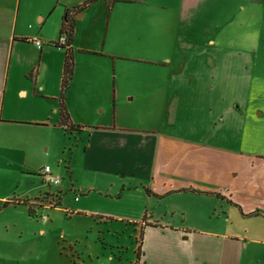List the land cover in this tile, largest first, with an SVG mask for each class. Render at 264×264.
Instances as JSON below:
<instances>
[{"label": "crops", "instance_id": "0c3cea01", "mask_svg": "<svg viewBox=\"0 0 264 264\" xmlns=\"http://www.w3.org/2000/svg\"><path fill=\"white\" fill-rule=\"evenodd\" d=\"M141 1L104 0L153 6L151 46L165 39L169 52L156 62L168 71L166 81L151 87L164 96L151 99L149 125L89 130L83 167L93 181L86 190L134 200L129 210L142 215L132 218L140 232L134 264H264V57L232 46L247 34L229 36L224 46L202 40L191 26L210 0ZM82 2L0 0V202L46 193L47 163L36 158L46 134L65 131L59 106L65 49L51 43L67 15L74 22V64L64 104L71 123H80L75 92L93 90L92 67L80 54L104 50V42L100 50L76 43ZM58 162L50 169L63 179Z\"/></svg>", "mask_w": 264, "mask_h": 264}, {"label": "rangeland", "instance_id": "374dc122", "mask_svg": "<svg viewBox=\"0 0 264 264\" xmlns=\"http://www.w3.org/2000/svg\"><path fill=\"white\" fill-rule=\"evenodd\" d=\"M152 10L151 4L133 8L98 0L75 16L78 45L87 43L100 50L104 42L103 51L80 54L92 67L93 90L86 95L80 88L75 92V118L80 122L76 125L81 128H66L61 136L46 134L42 156L36 158L49 166L59 161L64 172L61 183L44 182L48 194L29 199L34 210L31 213L28 204L0 202V262L7 257L13 258V264L136 262L140 232L132 218L142 215L129 210L134 200L125 194L108 199L96 189L87 192L93 178L84 170L83 156L90 129L114 124L149 125L146 118L151 99L164 96L151 87V82L166 81L168 71L156 62L168 54L169 45L163 39L157 49L151 46L150 38L157 30L150 18ZM205 10L191 26L202 40L213 37L216 44L224 46L229 36L247 34L250 39L232 40V46L253 49L264 57V0H210ZM65 181L69 185L63 188ZM53 198L59 203L55 205ZM128 211L131 213H125ZM121 214L123 217L117 218Z\"/></svg>", "mask_w": 264, "mask_h": 264}, {"label": "trees", "instance_id": "16d2710c", "mask_svg": "<svg viewBox=\"0 0 264 264\" xmlns=\"http://www.w3.org/2000/svg\"><path fill=\"white\" fill-rule=\"evenodd\" d=\"M94 1L95 0H84L76 8L80 11ZM73 26H74L73 19H69L68 15H67V17H65V19H63L61 27H60V34L65 36V42L60 43L59 41H56V42L51 43L54 46L63 47L65 49V54H64V58H63V74H62V80H61V91H60V96H59L60 123L64 127L65 130H66V128H71V129H74V128L78 129L79 128V125H74L69 120V115H68V112H67V110L65 108V104H64V95H65V92L69 86V83L71 81L72 74H73V64H74V62H73V49L70 45L71 41H72ZM52 200L55 201V203H54L55 205L59 203V199L54 200V198H53ZM10 202L15 203V201H4L2 203V205H6ZM21 202L24 204H28V209H29L30 213L34 211L32 209V204L28 203L25 200H23ZM17 203H19V202H17ZM139 249H140V243L138 244V247L136 250L137 257L139 255Z\"/></svg>", "mask_w": 264, "mask_h": 264}, {"label": "built area", "instance_id": "2783aa9c", "mask_svg": "<svg viewBox=\"0 0 264 264\" xmlns=\"http://www.w3.org/2000/svg\"><path fill=\"white\" fill-rule=\"evenodd\" d=\"M60 43L65 42V36L61 35L58 39ZM36 45L40 46V41H36ZM43 181L47 184H58L60 182V177L57 175L52 174L50 166L46 165L42 169Z\"/></svg>", "mask_w": 264, "mask_h": 264}]
</instances>
